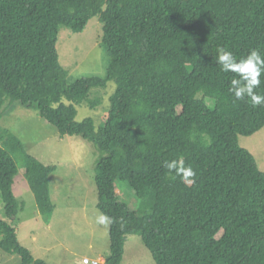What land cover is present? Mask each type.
<instances>
[{
	"label": "trees",
	"instance_id": "obj_1",
	"mask_svg": "<svg viewBox=\"0 0 264 264\" xmlns=\"http://www.w3.org/2000/svg\"><path fill=\"white\" fill-rule=\"evenodd\" d=\"M98 17L110 61L103 78L67 82L56 44L61 27L82 32ZM237 59L264 55V0H0V120L17 103L32 107L61 136H80L102 157L96 163V208L107 219L109 254L120 264L125 238L136 235L154 264H264V172L238 145L264 127V105L236 100L232 72H222L216 49ZM257 94L264 95V75ZM115 83L107 118L75 120V104L93 88ZM207 101L211 103L208 105ZM0 201L12 220L21 209L12 192L17 166L37 212L50 215L48 176L54 166L26 155L0 128ZM182 156L195 176L173 178L163 164ZM125 181L143 207L117 198ZM0 249L19 264H48L22 246L0 220Z\"/></svg>",
	"mask_w": 264,
	"mask_h": 264
},
{
	"label": "rangeland",
	"instance_id": "obj_2",
	"mask_svg": "<svg viewBox=\"0 0 264 264\" xmlns=\"http://www.w3.org/2000/svg\"><path fill=\"white\" fill-rule=\"evenodd\" d=\"M102 38L103 24L97 16L79 33L60 28L56 49L58 61L67 71L68 83L80 77L103 78L110 58L101 44ZM114 89L113 81H108L104 88L91 89L89 99L98 100V104L95 107L87 102L75 104V120L90 118L98 129L107 118L109 97ZM0 128L8 129L19 139L26 155L55 167L48 176L54 210L41 216L25 179L24 156L20 151L10 152L17 166L12 192L21 209L12 220H7L0 201V220L10 222L19 243L34 259L48 264H83V258L91 260L98 255L93 261L103 264L109 254L108 222L96 208L94 182L95 166L102 153L80 136H61L34 108L17 103L10 112L2 114ZM238 145L249 151L257 167L264 171V127L251 136H238ZM115 191L118 200L131 210L143 207L125 181L116 180ZM19 263L17 255L0 249V264ZM120 264H154V261L138 236L127 235Z\"/></svg>",
	"mask_w": 264,
	"mask_h": 264
},
{
	"label": "clouds",
	"instance_id": "obj_3",
	"mask_svg": "<svg viewBox=\"0 0 264 264\" xmlns=\"http://www.w3.org/2000/svg\"><path fill=\"white\" fill-rule=\"evenodd\" d=\"M216 62L222 72L236 74L232 78L229 88L236 100L247 98L254 108L264 105V95L256 92V89L261 85L260 78L264 75V55L261 50L251 49L245 57L237 59L231 51L224 47H218ZM163 167L173 174V178H180L189 183L195 176L193 169L185 164L182 156L166 160Z\"/></svg>",
	"mask_w": 264,
	"mask_h": 264
},
{
	"label": "built area",
	"instance_id": "obj_4",
	"mask_svg": "<svg viewBox=\"0 0 264 264\" xmlns=\"http://www.w3.org/2000/svg\"><path fill=\"white\" fill-rule=\"evenodd\" d=\"M82 263L83 264H98L97 262L93 261V260H89L87 258H83L82 259Z\"/></svg>",
	"mask_w": 264,
	"mask_h": 264
},
{
	"label": "crops",
	"instance_id": "obj_5",
	"mask_svg": "<svg viewBox=\"0 0 264 264\" xmlns=\"http://www.w3.org/2000/svg\"><path fill=\"white\" fill-rule=\"evenodd\" d=\"M262 129V128H261ZM264 172V171H263ZM98 257V255H96L95 257L91 258V260H94ZM101 259V258H100Z\"/></svg>",
	"mask_w": 264,
	"mask_h": 264
}]
</instances>
